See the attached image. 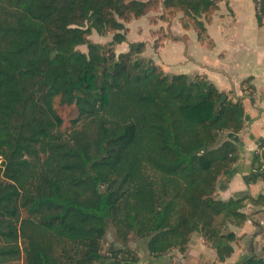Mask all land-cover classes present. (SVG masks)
<instances>
[{
    "label": "trees",
    "instance_id": "obj_1",
    "mask_svg": "<svg viewBox=\"0 0 264 264\" xmlns=\"http://www.w3.org/2000/svg\"><path fill=\"white\" fill-rule=\"evenodd\" d=\"M223 0H163L199 19ZM258 25L264 0H253ZM156 0H0V264H97L108 231L145 242L153 258L183 254L192 235L219 246L236 202L213 194L236 161L240 100L211 82L168 75L125 41L124 23ZM112 34L110 43L89 40ZM200 37V35H199ZM86 47V52L77 48ZM66 108H71L66 119ZM251 159L262 176L264 142ZM227 250V251H226ZM220 251L225 252L222 255ZM113 264L137 254L111 251ZM246 264H264L249 260Z\"/></svg>",
    "mask_w": 264,
    "mask_h": 264
},
{
    "label": "crops",
    "instance_id": "obj_2",
    "mask_svg": "<svg viewBox=\"0 0 264 264\" xmlns=\"http://www.w3.org/2000/svg\"><path fill=\"white\" fill-rule=\"evenodd\" d=\"M156 1L157 6L164 9L163 0ZM149 15L150 12L133 21L147 20ZM199 21L203 24V31L191 27L184 29L178 18L172 20L171 25L177 24L173 35L178 38H163L153 53L148 54V59L156 62L166 74L170 73L167 70L171 64L169 62L174 61L179 65L178 74L203 77L220 92L228 94L230 99L242 103L243 129L237 135L224 134L221 137V142L228 140L235 148L236 161L223 178L225 186L215 192V195L218 194L217 199L236 202L238 215L227 222L224 231L233 237L219 246L227 247L230 253L225 255V252L220 251L225 255L220 261L217 250L201 236L194 234L183 254L174 252L153 258L145 248V253L138 255L136 264H246L249 260H261L263 256L264 162L258 170V174L263 175L258 179L250 181L249 173L252 156L264 142V20L258 25L253 0H223L217 3L213 13L203 15ZM163 25L166 23L155 19L150 25L146 24L145 29L154 33V29H160ZM124 27L132 32L125 23ZM130 33H127L123 43L114 47L117 50H114L115 53H124L130 44L143 42L127 45ZM178 41L182 45L176 44ZM143 43L146 53L148 44L146 41ZM172 45H177L174 51L170 48ZM174 57L176 59L173 60ZM158 59L165 61L168 66L158 64Z\"/></svg>",
    "mask_w": 264,
    "mask_h": 264
},
{
    "label": "rangeland",
    "instance_id": "obj_3",
    "mask_svg": "<svg viewBox=\"0 0 264 264\" xmlns=\"http://www.w3.org/2000/svg\"><path fill=\"white\" fill-rule=\"evenodd\" d=\"M125 1H128V0H125ZM158 1L161 2L162 0H158ZM177 18H178V22L181 23L180 21L183 18L182 14H180L179 12H175V11H173L170 14L169 11H165L164 9L160 8L159 6H157L154 10L150 11V15L148 16L147 20L146 19H141L140 21L131 20V21L125 23L126 26H128L132 30L131 33H130V31L128 29H126V32H124L126 35H127V33H130L129 38L126 41V44L127 43L128 44L129 43H133V42H136V41H143V42L146 41V43L148 44V49H147V52L143 54V57L142 56L141 57L143 59H145V60H151V59H148V57L153 53V49H156V47L158 46V43L163 38H165V37L173 38V39H177L178 38V37H175L173 35V29H174V27L177 24L176 25H171L172 24L171 21L172 20H177ZM155 19H160L161 21L165 22L166 25H163V27H160V29H158L159 27L157 29H154V31H155L154 33L152 31L146 30L145 29L147 27L146 24L150 25ZM184 20H185V22H187L188 28L189 27H191L193 29L197 28V27L194 26L193 21L190 18L184 17ZM180 25H182V24H180ZM162 28H165V30L162 29ZM170 30H171V32H170ZM174 32L177 33V30H174ZM111 39H112V34H108L106 37H100L95 32H92L91 36H89V40L91 42L100 43V44H106L105 46H107L110 43ZM176 44H181L182 45V42L178 41ZM175 46H177V45H172V46H170V48H173V51H174ZM77 49L80 50L81 52H86V47L85 46H80ZM113 50H116V49L113 48ZM120 51H123V49L120 50ZM115 54H117V53H115ZM148 54H150V55H148ZM178 57L179 56H176V58H178ZM176 58L174 57L173 60L176 59ZM151 61L153 62V60H151ZM153 63H156V62H153ZM157 63L161 64L163 67L168 66L165 63V61H163V60H159L158 59ZM169 63H171V64H169V66H168L170 69L169 68L167 69L170 72L168 75H176V74H178L179 65L175 64L174 61H170ZM190 78H192V77H190ZM231 100H232V98H231ZM70 110H71V108H66V111H65L66 116H67L66 119H70V118H72L74 116V115L71 114ZM224 177L221 176L219 178V182L216 184V188H215V191H214V194H213V196L216 197V199H217L218 194L215 195V192L217 190L218 191L221 190L222 187L225 186V180H223ZM225 228H226V226H225ZM225 228L223 229L222 234H226V232H224ZM145 248H146L145 242L142 241V240H139V239H137V238H135L133 236H130L129 240L126 241V243L119 242L114 237L112 230H110V231L107 232V234L105 236V240H104V242L102 244L101 253H102V255H104L105 257L108 258L110 253H111V251L124 249V250H129L132 253L137 254V256L139 254L141 256L142 253L144 252L143 250ZM172 253H174V252H172ZM107 258L104 259L99 264H109L110 262H113V261H111L110 259H107ZM4 264H23V261H22V259H18V260L12 261L10 263H4Z\"/></svg>",
    "mask_w": 264,
    "mask_h": 264
}]
</instances>
